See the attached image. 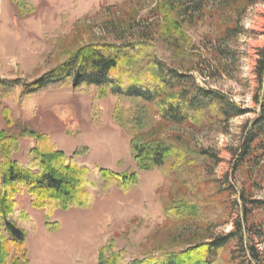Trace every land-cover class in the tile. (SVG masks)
<instances>
[{
  "label": "rangeland",
  "instance_id": "rangeland-1",
  "mask_svg": "<svg viewBox=\"0 0 264 264\" xmlns=\"http://www.w3.org/2000/svg\"><path fill=\"white\" fill-rule=\"evenodd\" d=\"M164 1L0 0V81L32 82L81 46L137 40L152 24L156 5ZM262 1L240 13V6L227 12L221 1L207 0L201 18L191 23L192 17L184 18L187 48L176 40V50L161 41L153 50L167 64L181 63L199 87L223 94L244 110L226 123L213 112L196 124L171 125L156 115L152 104L93 87L65 85L33 97L0 88V132L6 111L12 133L27 127L44 134L57 150L67 157L76 153L94 172L137 173L130 185L115 182L100 195L92 192L85 208L50 214L34 208L22 192L17 204L34 225L27 239V264H97L108 243L121 252L124 264L179 252L201 245L210 235L230 233L238 220L244 223L242 190L251 201H264V164L252 178L244 168L234 170L241 133L258 112L253 97L264 49ZM227 26L234 31L226 34ZM18 142L11 158L25 162L35 139L24 135ZM134 142L163 145L169 156L160 167L139 170ZM182 202L188 206L182 209ZM245 206L252 228L247 238L264 259V207ZM229 244L216 264L228 263L235 247L233 241Z\"/></svg>",
  "mask_w": 264,
  "mask_h": 264
},
{
  "label": "trees",
  "instance_id": "trees-1",
  "mask_svg": "<svg viewBox=\"0 0 264 264\" xmlns=\"http://www.w3.org/2000/svg\"><path fill=\"white\" fill-rule=\"evenodd\" d=\"M218 1L223 3L227 12L240 6V13H244L251 5L263 2ZM204 2L207 0H168L158 3L152 12L154 23L151 21V25L147 24V31L142 32L137 40L124 44L81 46L34 81H0V88L19 89L20 96L33 97L65 85L75 89L93 87L118 98L152 104L156 115L171 125L196 124L213 112L218 121L226 123L243 115L244 110L227 102L223 94L196 85L193 75L181 63L167 64L153 52L155 44L160 41L167 42L174 50L178 49V45L174 44L176 40L184 41L183 47L187 48V20L184 18L192 17L190 23L201 18L203 10L208 9ZM234 29L227 26L225 33H231ZM260 57L256 67L259 89L253 97L258 112L241 133L242 140L234 168L235 172L244 168L248 178L257 176L264 164V49L260 51ZM6 113L4 111L2 115L3 121H6L5 129L0 132V264H27V239L34 231V225L26 211L17 204V197L22 192H27L34 208L50 214L55 209L85 208L90 203L92 192L96 191L100 195L115 182L123 187L130 185L136 181L137 173L118 174L106 169L94 172L86 162L78 160L76 153L67 157L57 150L44 134L27 127L12 133L10 126L13 124ZM24 135L35 139L36 145L25 162H18L11 157L18 152L19 138ZM132 150L137 168L146 171L160 167L168 158L170 149L163 145L153 147L134 142ZM244 195L242 190L240 197L243 199L244 223L242 220L236 221L230 233L216 237L210 235L201 245H192L179 252H164L159 256L148 255L127 264H216L218 255L228 248L231 241L237 250L233 248L227 264L236 261L239 263L235 264H264L263 257L247 238L252 228L247 222L250 211L245 208L246 203H249L259 210L264 207V201H251ZM179 205L183 209L188 203ZM97 264L124 263L121 262V252L115 251L112 244L108 243L102 247Z\"/></svg>",
  "mask_w": 264,
  "mask_h": 264
}]
</instances>
